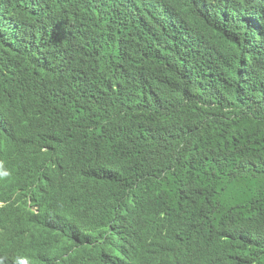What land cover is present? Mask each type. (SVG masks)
<instances>
[{"label": "trees", "instance_id": "obj_1", "mask_svg": "<svg viewBox=\"0 0 264 264\" xmlns=\"http://www.w3.org/2000/svg\"><path fill=\"white\" fill-rule=\"evenodd\" d=\"M5 171L0 263L264 264V0H0Z\"/></svg>", "mask_w": 264, "mask_h": 264}, {"label": "clouds", "instance_id": "obj_2", "mask_svg": "<svg viewBox=\"0 0 264 264\" xmlns=\"http://www.w3.org/2000/svg\"><path fill=\"white\" fill-rule=\"evenodd\" d=\"M8 175H9V173L6 171L0 172V179H5V178H7ZM25 202H26V205L32 210V212L34 214V218H35L37 216L38 209H39L38 203H37L35 197L34 196H32V198L29 197L26 199ZM4 203H5V201H0V204H4ZM31 217H33V215H31ZM15 259H18V258H13L11 260V263L6 262L4 259H2L0 264H12ZM23 264H27V261L23 262Z\"/></svg>", "mask_w": 264, "mask_h": 264}]
</instances>
